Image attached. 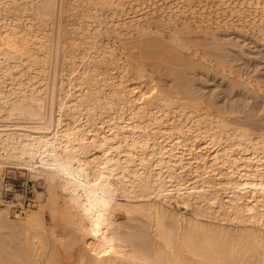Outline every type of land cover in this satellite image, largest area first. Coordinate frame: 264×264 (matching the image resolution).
I'll list each match as a JSON object with an SVG mask.
<instances>
[{"label":"bare ground","instance_id":"bare-ground-1","mask_svg":"<svg viewBox=\"0 0 264 264\" xmlns=\"http://www.w3.org/2000/svg\"><path fill=\"white\" fill-rule=\"evenodd\" d=\"M56 1L0 0V166L24 168L48 190L34 192L39 205L22 219L0 207V227L16 246L10 252L0 234V252H7L0 264H264V114L220 106L206 93L198 99L187 78L214 59L222 70L232 67V14L259 15L249 21L263 32L264 0H224L222 14L217 0L221 19L196 9L206 0H136L127 21L117 10L125 0H88L93 5L74 21L83 30L71 49L78 66L62 41L64 0L58 15ZM14 2L19 24L9 23ZM51 8L58 18L53 42ZM102 33L118 41L100 46ZM51 58L47 96L48 82H37ZM165 77L169 89L161 87ZM246 78L238 82L246 92L236 79L229 84L250 100L262 82ZM173 202L194 207L198 217L182 222L168 211Z\"/></svg>","mask_w":264,"mask_h":264},{"label":"rangeland","instance_id":"rangeland-1","mask_svg":"<svg viewBox=\"0 0 264 264\" xmlns=\"http://www.w3.org/2000/svg\"><path fill=\"white\" fill-rule=\"evenodd\" d=\"M59 0H57L56 1V4H55V13L57 14V12H58V10H59V5H60V2H58ZM67 1H69V2H67ZM71 1V2H70ZM206 1H208V3H201V4H198V5H196V9L198 10H200V8H204V10L205 11H213L212 12V14L214 15L213 16V18H215V17H218L217 15H215V14H218V12H217V10H215V9H223V10H225V9H228V7L226 8V6L225 7H223V5L221 4L220 5V2L221 3H223V1L224 0H220V1H218L217 2V0H206ZM205 1V2H206ZM213 1H214V3H213ZM229 2H230V0H228ZM226 2V3H229V2ZM232 1V0H231ZM89 1L88 0H86V3H88ZM96 2V1H95ZM218 4H217V3ZM15 3V2H14ZM11 3L10 4V6H9V8L10 7H12L11 9H9V20H10V22L9 23H13L14 22V24L15 23H17V24H19V18H20V15H22V12H21V7H20V4L18 5V3ZM58 3H59V5H58ZM80 3V4H79ZM86 3L84 2L83 4H82V1H80V0H78V1H74V0H64V2H63V9H62V14H64L63 15V20H61V22H62V25H63V40L62 41H64V45H65V47H64V49H65V51H68L69 52V50L68 49H70V52L72 53V55H73V51L71 50V49H73V46L75 45V44H77V45H79V42H81V38H80V36H78L79 35V33L81 32H83V30H82V28H81V26L80 25H78V24H76L77 23V19H76V13H79L80 12V9L81 10H83V11H88V9H89V7L90 6H92L93 5V3H92V5H89V4H91V2H89L88 3V6L86 5ZM135 3H137L136 2V0L133 2V0H125V2H124V4H123V8H121V7H117L118 9V13H119V15H121V18H119L120 20L122 19V21L123 20H126L127 21V18H128V12L130 11V9H131V6H133L132 4H135ZM202 4H204V5H202ZM213 4V5H212ZM217 4V6H215ZM263 4V3H262ZM261 4V5H262ZM58 5V6H57ZM85 5V6H84ZM210 5V6H209ZM248 5H249V7H248ZM247 5V3L245 4V8H248V9H253V8H255L256 6L257 7H261L260 5H255V4H253V5H251L250 3ZM251 5V6H250ZM255 5V6H254ZM73 6V7H72ZM78 6V7H77ZM80 6V7H79ZM201 6V7H200ZM208 6V7H207ZM213 6H215L214 8L215 9H213ZM219 6H221V7H219ZM75 7V8H74ZM212 9H211V8ZM223 7V8H222ZM54 8V7H53ZM53 8H51V11H50V19L48 18V20H49V22H48V29L49 30H47L48 31V40L50 41V38H52V40L54 41V37H55V34H56V28H57V21H58V18H57V16H52L53 15ZM207 8V9H206ZM245 8H243L242 10H244ZM16 9V10H15ZM86 9V10H85ZM220 9V11L221 12H219V14L221 13H223V10H221ZM121 10H122V12H121ZM19 11V12H18ZM121 13H120V12ZM124 11V12H123ZM214 11H216V12H214ZM244 11H246V13H248L247 12V10H244ZM17 12V13H16ZM72 13V14H71ZM75 13V14H74ZM124 13H126L125 15H124ZM10 14H12V15H10ZM55 14V15H56ZM71 14V15H70ZM234 14V13H233ZM232 14V19L234 18V20H235V24L238 26V27H236V25H234V27H231L232 29H234V30H237V28H241V29H238V33H235V32H237V31H231L232 29L231 28H229V29H231V30H229V29H227V30H229L228 32H229V34L228 35H230L229 37L228 36H226L227 37V39H230V40H233V42L236 44V49H231L230 51V53H229V58H228V56H227V58L225 59L226 61L228 60V61H230L231 60V64L229 65V66H226V67H231V68H227V69H231V70H233V71H227V72H230V74H226V72H221V71H226L225 69H221L220 67H219V64H217L216 63V61H215V59H214V64H212L211 65V63L208 65V63L207 64H205L206 62H204V64L205 65H207V68H206V66H204V64L202 63V64H199V65H195L194 67L197 69H192L193 70V72L195 71V73L197 74V75H195V73H194V75H193V73L191 72V76L190 75H188L187 74V78H189V81H191V83H189V87L192 89L193 87L195 88L194 90H198V92L197 91H195L196 93L195 94H197V93H199V94H197L196 95V97H198V99H201V100H205V97L206 96H204L205 95V93H206V95H208L207 97H206V100L207 99H211V96L213 97H215V99H214V102L215 103H217L218 105H220V106H226V107H230V106H233V104L234 103H236L235 105H234V107H236V109H238L239 110V107L242 109V107H244V109L246 108V110H244L243 109V111L244 112H246V111H248V110H250L251 109V111L250 112H252V110H253V112L255 113V114H253V112L252 113H250V114H252V115H257L258 116V113L260 114L258 117L259 118H261V116L264 114V109H263V111H261V109H262V107H263V105H264V103L262 104L261 102H263L264 100V35H263V33H264V31L262 32V31H258V30H256L257 28H256V26H255V24L254 25H251L252 23L249 21V20H251L252 18H255V19H257V18H259V15L258 16H254L255 14H250V15H248V14H246V15H244V14H242V15H240V14H237V17H236V14H234L233 15ZM58 15V14H57ZM238 15H240V16H238ZM254 17H253V16ZM223 16V18L225 17V15H222ZM222 16H219L220 17V19L222 18ZM235 16V17H234ZM244 16V17H243ZM13 17V18H12ZM52 17H53V19H52ZM65 17L67 18V19H65ZM72 19H70V18ZM124 17H126V18H124ZM218 17V18H219ZM238 17H239V19H238ZM13 20H12V19ZM74 18V19H73ZM230 18H231V16H230ZM244 18V19H243ZM248 18V19H247ZM250 18V19H249ZM6 19H7V17H6ZM18 19V20H17ZM21 19H22V16H21ZM242 19V20H241ZM68 20V21H67ZM116 20V19H115ZM237 20V21H236ZM239 20H240V22H239ZM245 20V21H244ZM76 23H75V22ZM119 21V20H118ZM243 21H244V23H243ZM247 21H249V22H247ZM71 22V23H70ZM73 22V23H72ZM7 24V25H10V24ZM53 23V24H52ZM67 23V24H66ZM70 23V24H69ZM74 23H75V25H74ZM250 23V24H249ZM66 26H65V25ZM69 24V25H68ZM72 24V25H71ZM249 24V25H248ZM67 25H68V27H67ZM244 25V26H243ZM246 25V26H245ZM70 26V27H69ZM108 26H110L111 27V25H109L108 24ZM251 26H252V28H251ZM254 26V27H253ZM262 26H264V22H262ZM51 27H52V29H51ZM66 27V28H65ZM243 27V28H242ZM69 28V29H68ZM81 28V31L79 30V29ZM246 28V29H245ZM253 28H254V30H253ZM256 28V29H255ZM76 29H78V30H76ZM126 30V28L124 27V28H118L117 30L121 33L122 32V35H120V39H122V37H124V33L126 32L125 30ZM251 29V30H250ZM264 29V28H263ZM73 30V31H72ZM122 30V31H121ZM51 31H52V33H51ZM71 31V32H70ZM78 33H76V32ZM124 31V32H123ZM2 32L5 34V32H7V31H5L4 29L2 30ZM25 32V31H24ZM71 34H70V33ZM242 32V33H241ZM244 32H245V34H244ZM258 32V33H257ZM66 33V34H65ZM74 33V34H73ZM81 33H80V35H81ZM234 33V34H233ZM241 35H240V34ZM253 35H252V34ZM53 34V35H52ZM77 34V35H76ZM103 34V33H102ZM99 34L98 36V39H101L100 38V36L102 37V39L99 41L100 43V46H103L105 43L104 42H107V40H108V42H110L111 43V45L113 44L112 42L114 41V40H116V41H118L117 39V37H115V35L113 36L112 34L110 35V36H108L106 33V35L108 36H106L105 34ZM6 35V34H5ZM65 35V36H64ZM67 35V36H66ZM233 35V36H232ZM238 35V36H237ZM240 35V36H239ZM244 35V36H243ZM52 36V37H51ZM237 38H236V37ZM246 36V37H245ZM263 36V37H262ZM72 37V38H71ZM105 37V38H104ZM68 38V39H67ZM74 38V39H73ZM75 38H77V39H75ZM109 38V39H108ZM113 38H114V40H113ZM116 38V39H115ZM236 38V39H235ZM46 39V38H45ZM111 39V40H110ZM51 40V41H52ZM74 40H76L75 42H74ZM103 40H104V42H103ZM110 40V41H109ZM235 40V41H234ZM50 41V42H51ZM52 41V42H53ZM73 41V42H72ZM101 42H102V44H101ZM240 44H239V43ZM74 45H73V44ZM238 43V44H237ZM62 44V45H63ZM69 44H72V45H70L71 47H69ZM53 45V44H52ZM68 45V46H67ZM82 44L80 43V46H81ZM238 45V46H237ZM241 45V46H240ZM83 46V45H82ZM100 46H98V47H100ZM113 47V46H112ZM241 49H240V48ZM248 47V48H247ZM67 48V49H66ZM80 48V47H79ZM83 47H81L80 49H82ZM239 48V49H238ZM79 49V50H80ZM92 50V51H91ZM236 50H237V52H236ZM81 52L83 51V50H80ZM240 51V52H239ZM88 52H90L91 54H93L94 55V51H93V49H90V51H88ZM49 54H50V52H48V55H47V57L49 56ZM82 54H83V52H82ZM231 54V55H230ZM71 55V57L70 58H68L69 60V63L70 62H72L73 63V65L74 66H78L77 64H78V57H75L74 55H75V52H74V57ZM243 55V56H242ZM90 56H92V55H90ZM89 56V53H87V57H90ZM120 56V55H119ZM235 56V57H234ZM246 56V57H245ZM262 57V58H261ZM77 58V59H76ZM233 58V59H232ZM48 59H49V57H48ZM53 58H51V61H50V63H49V66H50V68L47 70L48 72V74L46 75V79H44V81H38L37 82V85L39 86H43L44 85V87H45V83L44 82H48V84H47V86H46V91H45V93H46V95L47 96H49V89H50V83H51V77H52V75H51V73H52V69H53V67H52V65H54V62H52L53 60H52ZM235 59V60H234ZM119 61H122V59H118ZM117 60V61H118ZM232 60H233V63H232ZM49 61V60H48ZM67 61V62H68ZM227 63V62H226ZM225 64V62L223 63V65ZM235 64V65H234ZM203 67H202V66ZM213 65H217V67H216V71H215V73L213 74L212 72H213ZM226 65V64H225ZM225 65L224 66H222V68L223 67H225ZM203 69L204 67L207 69L206 71H205V68L202 70H200V67ZM209 66V67H208ZM221 66V65H220ZM237 66V67H236ZM51 67H52V69H51ZM225 67V68H226ZM234 68H235V70H234ZM211 69H212V71H211ZM219 69V70H218ZM116 71V69H113L112 70V72L113 71ZM199 70H200V72H199ZM208 70H210V71H208ZM239 70V71H238ZM201 71H202V73L203 74H201ZM236 71H238V73H240L239 74V76L241 75V74H243V76L241 75L240 77L238 76V73L236 72ZM64 72H65V70H64ZM210 72V73H209ZM217 72V73H216ZM221 73V74H219V73ZM233 72V73H232ZM235 72L237 73V74H235ZM207 73H208V75H207ZM251 73V74H250ZM64 74H66L67 75V72H65V73H63V75ZM199 74V75H198ZM223 74V75H222ZM235 74V75H234ZM247 74V75H246ZM49 75V76H48ZM155 75V77H156V74H154ZM232 75V76H231ZM244 75H246L247 76V78H246V76H244ZM250 75V76H249ZM252 75V76H251ZM227 77V78H223V77ZM234 76V77H233ZM241 79V80H239L240 81V83H242V81H244L245 79L244 78H246V79H248V77L251 79V85L253 84V85H255L254 84V81H256V82H262V83H257V85H256V87H260L261 88V86L263 87V88H261V89H263V91L261 92H259L258 90H260V89H258V88H256L255 86H253V88L250 86L249 88L251 89H254V93H252V95H255V96H252V95H249V96H251V97H254V98H250V100L248 99V95H247V93H245L246 91H248V90H246V89H244V83H246V82H244V83H242V85L240 84V83H238L239 81H238V77ZM47 77L49 78L48 79V81H47ZM195 77V78H194ZM232 77V78H231ZM236 77H237V79H236ZM257 77V78H256ZM166 79H167V77H165ZM254 78V79H253ZM156 79H157V77H156ZM225 79H227V81L225 80ZM235 79L237 80L236 82L239 84V85H241L240 87H243V91H245L244 92V94H245V96H246V98L248 99V101L249 102H247V100L246 99H244L245 98V96H243L244 94H243V91H241L240 92V90H241V88L239 87V88H237V87H235V89H234V86H236V85H234V84H232V85H230L231 83H234V81H235ZM243 79V80H242ZM249 79V80H250ZM158 80V79H157ZM156 80V81H157ZM198 80V81H197ZM229 80V81H228ZM230 80H231V83L229 84V82H230ZM232 80H234V81H232ZM248 80V82H250ZM258 80V81H257ZM50 81V82H49ZM160 81V80H159ZM159 81H157V82H159ZM164 81V80H163ZM162 81V83H160V84H162L161 85V87L163 86V87H167L168 89H169V87L171 88V86H173V84L171 83V82H169V80L167 79V80H165V82H163ZM167 81V82H166ZM202 81V82H201ZM156 82V83H157ZM236 82H235V84H236ZM255 82V83H256ZM44 83V84H43ZM194 84V85H193ZM206 84V85H205ZM238 85V86H239ZM261 85V86H260ZM141 86V88H143L144 86L143 85H140ZM143 86V87H142ZM159 86V85H158ZM193 86V87H192ZM204 86V87H203ZM231 86L233 87V90H231ZM204 89V90H203ZM228 89V90H227ZM200 90V91H199ZM202 90V91H201ZM238 90V91H237ZM255 90H257L256 92H255ZM253 91V90H252ZM194 92V91H193ZM203 92V93H202ZM233 92H235V93H233ZM218 93H219V95H218ZM236 93H238V94H236ZM259 93H262V94H259ZM202 94V95H201ZM235 94V95H234ZM261 96L260 98H259V96ZM239 95H240V97H239ZM238 96V97H237ZM244 98H243V97ZM258 96V97H257ZM217 97V98H216ZM222 97V98H221ZM257 97V98H256ZM233 99V100H232ZM238 101H237V100ZM256 99V100H255ZM240 100V101H239ZM242 100V101H241ZM243 100H246V101H243ZM252 100H253V102H252ZM255 100V101H254ZM261 100H263V101H261ZM229 101V102H228ZM261 101V102H260ZM240 102V103H239ZM245 102V103H244ZM247 102V103H246ZM258 103H259V105L260 104H262V106H260L259 107V105H258ZM237 104L239 105L238 107H237ZM244 104V105H243ZM247 104V105H246ZM230 105V106H229ZM246 105V106H245ZM242 106V107H241ZM235 109V108H234ZM257 110V111H256ZM241 111V110H240ZM260 111V112H259ZM256 112H258L257 114H256ZM261 112H262V114H261ZM66 115L67 114H65V118H66ZM69 116V115H68ZM67 116V119L69 120V118L70 117H68ZM257 116H256V118H257ZM262 117H264V116H262ZM255 118V117H254ZM262 120H264V118H261ZM1 121H5L6 119H0ZM264 123V122H263ZM262 123V124H263ZM264 125V124H263ZM21 170H24L25 172H27V174H28V171L26 170V169H24V168H20ZM29 175L30 176H28L31 180L33 179L32 178V175L29 173ZM44 187L46 188H44L45 190H37V191H48L47 190V186H45L44 185ZM39 201H37V200H35V205L33 206V207H31L30 209H28V210H26L25 211V213H27V212H31V210H36L37 209V207H38V205H39V203H38ZM167 208H168V211L171 213V211L174 213L173 215H175V217H177V218H179V220L181 219V218H183V221L185 222H187V220L188 221H192L193 220V218L195 219V217L197 216L198 217V215H197V211H196V209L194 208V207H191V206H189V207H187V206H180L179 207V205H177L176 203H171L170 205H167ZM177 208V209H176ZM2 209V208H1ZM174 210V211H173ZM176 211V212H175ZM47 212L48 211H46V213H44V218L46 219V221L47 222H49V216H48V214H47ZM192 212V213H191ZM25 213H24V215H25ZM178 214H180V216L178 215ZM188 214V215H187ZM24 215H22V216H18V217H14V216H11V219H13V220H19V219H22V217H24ZM186 215H187V217H188V219H187V217H186ZM191 215V216H190ZM195 217H194V216ZM8 216L10 217V215L8 214ZM182 216V217H181ZM181 217V218H180ZM190 218L192 219V220H190ZM203 219V218H202ZM181 221H182V219H181ZM182 221V222H183ZM0 230H1V232H0V234L1 235H3L4 233L6 234V239L7 240H5V241H9L11 238H10V234L7 236V231L9 230L10 231V229H4V228H1L0 227ZM7 230V231H6ZM6 231V232H5ZM8 231V232H9ZM10 233V232H9ZM12 233V232H11ZM5 234L3 235V237H5ZM14 234L15 233H13L12 235L14 236ZM11 235V236H12ZM17 236H18V234H17ZM21 236V235H20ZM16 237V236H15ZM19 237V236H18ZM22 237V236H21ZM0 239H2L3 240V238L0 236ZM17 241V243L19 244L20 243V239L19 238H15ZM19 239V240H18ZM2 240H0V245H3L5 242L4 241H2ZM14 240V239H13ZM13 240L10 242V244L13 242ZM24 241H26L25 239H24ZM1 242H3V244L1 243ZM23 242V241H22ZM24 243H26V242H24ZM6 244H7V242H6ZM9 243H8V248L10 249V252H12V249H11V246L13 245V244H11L10 245ZM17 244V246H19ZM21 245H22V243L20 244V247H21ZM14 246V248H13V250L15 249V245H13ZM4 247V246H3ZM2 247V248H3ZM1 248V246H0V251H2L3 249ZM6 248V247H5ZM7 248V249H8ZM2 249V250H1ZM8 249V250H9ZM20 250L21 248H19V247H17V250ZM5 251V250H4ZM14 252V251H13ZM12 252V253H13ZM17 252V251H16ZM16 252H15V254H16ZM0 253H3V254H5V253H7L6 251H5V253L4 252H0ZM10 254V253H9ZM39 254H40V252H39ZM39 255H37V256H35L36 258L35 259H41V257H38ZM40 256H41V254H40Z\"/></svg>","mask_w":264,"mask_h":264},{"label":"built area","instance_id":"built-area-1","mask_svg":"<svg viewBox=\"0 0 264 264\" xmlns=\"http://www.w3.org/2000/svg\"><path fill=\"white\" fill-rule=\"evenodd\" d=\"M20 168L0 166V186L2 196L0 207L6 208L10 215L18 217L35 205L34 192L44 188L41 180H34Z\"/></svg>","mask_w":264,"mask_h":264}]
</instances>
